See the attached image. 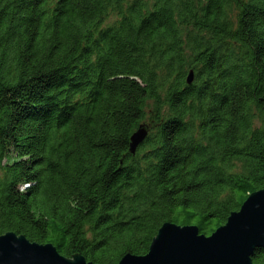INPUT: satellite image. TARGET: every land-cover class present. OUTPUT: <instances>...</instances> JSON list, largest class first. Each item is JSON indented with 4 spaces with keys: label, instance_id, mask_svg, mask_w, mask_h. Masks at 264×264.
Returning <instances> with one entry per match:
<instances>
[{
    "label": "trees",
    "instance_id": "obj_1",
    "mask_svg": "<svg viewBox=\"0 0 264 264\" xmlns=\"http://www.w3.org/2000/svg\"><path fill=\"white\" fill-rule=\"evenodd\" d=\"M263 187L264 0H0V235L117 264Z\"/></svg>",
    "mask_w": 264,
    "mask_h": 264
},
{
    "label": "water",
    "instance_id": "obj_2",
    "mask_svg": "<svg viewBox=\"0 0 264 264\" xmlns=\"http://www.w3.org/2000/svg\"><path fill=\"white\" fill-rule=\"evenodd\" d=\"M193 81V71L186 83ZM144 125L131 134L129 150L144 140ZM256 248L264 249V187L249 194L239 209L209 235L194 224L166 221L158 228L145 254L127 252L117 264H254ZM0 264H93L83 255L68 258L52 243H38L23 234L7 231L0 235Z\"/></svg>",
    "mask_w": 264,
    "mask_h": 264
},
{
    "label": "rangeland",
    "instance_id": "obj_3",
    "mask_svg": "<svg viewBox=\"0 0 264 264\" xmlns=\"http://www.w3.org/2000/svg\"><path fill=\"white\" fill-rule=\"evenodd\" d=\"M113 18L112 17H110L108 20H112Z\"/></svg>",
    "mask_w": 264,
    "mask_h": 264
}]
</instances>
